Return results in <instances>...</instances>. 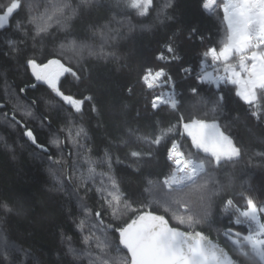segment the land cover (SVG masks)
I'll list each match as a JSON object with an SVG mask.
<instances>
[{
    "label": "trees",
    "instance_id": "trees-1",
    "mask_svg": "<svg viewBox=\"0 0 264 264\" xmlns=\"http://www.w3.org/2000/svg\"><path fill=\"white\" fill-rule=\"evenodd\" d=\"M154 2L157 10L147 17H139L123 3L116 6L115 0H98L69 21L67 29L54 26L42 39H33V30L26 23L25 7L14 15L9 26L0 30V103L6 105L0 109V205L6 203L11 209L6 212L0 207V264H87V258L75 259L68 252L69 243L77 249L84 248L77 228L82 215L78 197L93 211H102L105 223L114 228L123 226L129 217L136 215L129 212L122 219L112 220L102 208L95 186L84 185L79 171L73 172L72 163L77 157L69 155L72 146L67 141L62 148L51 143L54 136L64 137L61 128L68 124L69 112L58 106L62 102L47 85L38 83L32 76L27 67V60L31 58L38 63L58 58L72 66L80 80L65 75L61 79L62 90L81 98H93L74 120L77 125L82 123L88 134L82 154L95 159L110 152L113 174L133 207L144 204L145 211L162 214L172 226L186 231L187 227L178 226L170 213L156 204L148 206L144 199L148 179L162 180L171 171V165L164 146H149L138 138L152 136L160 128L175 124L179 112L167 107L154 112L150 107L151 94L142 85L141 76L147 68L163 67L170 72L178 96H183L179 111L186 119L212 122L214 117L210 103L193 106L191 88L203 89L202 94L211 100L222 95V107L215 114V120L242 154L234 162L211 167L215 184L210 183L209 187L217 189L211 201V215L195 230L223 244L242 264H250L246 257L231 251L233 246L225 233L229 228L235 229L236 214L231 209L226 212L224 203L231 198L243 207L245 198L251 197L258 205L264 204V120L251 117L248 106L235 95L232 85H221L218 90L215 86L200 85L194 78L202 53L210 46L219 47L223 39L222 12H205L202 0H171V6L158 16L159 5L164 0ZM8 3L9 0H0V7ZM29 3L34 12H40L46 0H24L25 6ZM125 16L128 19L121 24ZM109 29L113 30L110 35L115 39L102 41L100 32ZM72 39L97 49L103 43L105 51L112 55L100 59L89 56L85 50L80 57L60 48L61 43ZM168 44L175 48L174 55L179 59L157 60L161 52L172 55L166 52ZM186 67L193 70V76L181 71ZM34 84H37L35 88ZM93 104L96 111L92 110ZM28 106L32 116L24 115L23 108ZM14 109L16 119L21 121L19 125L9 122ZM25 127L33 131L37 143L47 152L24 135ZM177 139H182L184 151H195L189 139ZM133 150L150 151L152 155L138 160L130 155ZM48 156L52 159H46ZM53 160L60 163L53 164ZM50 168L65 169L59 174V181L50 173ZM240 230L246 232L247 226H241ZM113 238H118V233H113Z\"/></svg>",
    "mask_w": 264,
    "mask_h": 264
},
{
    "label": "snow or ice",
    "instance_id": "snow-or-ice-1",
    "mask_svg": "<svg viewBox=\"0 0 264 264\" xmlns=\"http://www.w3.org/2000/svg\"><path fill=\"white\" fill-rule=\"evenodd\" d=\"M115 2L116 6L123 3L139 17H147L151 11L157 10L154 0ZM95 3L98 0H76L75 3L73 0H46L43 11L34 12L31 3L25 6L24 0H9L6 6L0 7V30L9 26L14 15L27 7L26 23L33 30V39H42L54 26H59L61 30L67 29L69 21ZM170 6L171 0H164L159 5L157 15H163ZM201 7L210 14L221 11L225 31L219 47L210 46L202 53L199 71L195 72L194 78L198 84L215 86L218 90L221 85H232L235 95L248 106L251 117L264 120V0H202ZM127 19L125 16L120 23ZM17 26H21L19 21ZM112 31H101V40L115 39L110 35ZM60 48L80 57L85 50L89 56L100 59L112 55L105 51L103 43L97 49L88 43H78L75 39L61 43ZM165 48L172 55L165 56L161 52L157 60L171 62L179 59L174 55L175 48L171 44ZM27 67L37 82L47 85L59 98L62 104L58 106L69 112L68 124L61 128L64 137L54 136L51 143L62 148L67 141L72 146L69 155L77 157L72 163L73 172L79 171V179L84 185L95 186L101 206L112 220L122 219L129 212L136 213L123 226L114 228L112 224L105 223L102 211H93L78 197L82 215L77 228L82 234L84 248L77 249L69 243L68 252L75 259L87 258V264H240L229 251L195 230L211 215V201L217 191L215 187H209L210 183L215 184L211 167L234 162L242 154L241 149L229 135L221 131L220 123L215 120V114L222 107V95L211 100L202 94L203 89L191 88L189 92L193 106L196 103H210L214 117L212 122L199 118L186 119L183 112L179 111L183 96H178L170 72L163 67L155 70L147 68L141 76L142 85L151 94L150 107L154 112L164 107L179 112L175 124L160 128L152 136L138 138L149 146H164L167 161L171 165V171L162 180L148 179V186L144 189L147 196L144 199L148 206L156 204L170 213L178 226L187 227V231H182L180 227L170 226L164 215L145 211L144 204L139 208L133 207V202L126 197L113 174L110 152L106 151L102 158L95 159L82 154L85 149L83 141L88 134L83 124L77 125L74 120L82 114L85 103L93 98L66 94L61 85L65 75L79 81L77 71L58 58L49 59L47 63H38L35 58H31L27 60ZM181 71L186 76H193L190 67L182 68ZM156 89L160 91L156 92ZM196 97L199 99H194ZM92 110L96 111L94 104ZM15 111L9 122L19 125L21 121L16 119ZM23 112L26 116L33 115L30 106L24 107ZM24 135L43 152H47L43 145L37 143L31 129L25 127ZM177 137L189 139L191 149L195 151L182 150L183 145ZM130 155L139 160L152 153L133 150ZM46 159L51 160L52 157ZM117 162H120L119 157ZM59 163L60 160H53V164ZM81 164L86 165V168H82ZM49 171L59 181V174H63L65 169L50 168ZM245 199L243 207L231 198L225 201L224 210L227 212L231 209L236 214L235 229L229 228L225 235L233 246L231 251L246 257L250 264H264V204L258 205L251 197ZM0 207L6 212L11 211L6 203ZM245 225L247 231L243 232L240 228ZM113 233H118V238L114 239ZM5 250H8L7 245Z\"/></svg>",
    "mask_w": 264,
    "mask_h": 264
},
{
    "label": "water",
    "instance_id": "water-1",
    "mask_svg": "<svg viewBox=\"0 0 264 264\" xmlns=\"http://www.w3.org/2000/svg\"><path fill=\"white\" fill-rule=\"evenodd\" d=\"M38 83H41V82H38ZM34 85H35V87H36L37 84H34ZM35 87H33V88H35ZM0 106H2V107H0V109L6 107L5 104H1V103H0ZM153 213H154V214H157V215H162V214H158V213H155V212H153ZM165 218L168 219L166 216H165ZM169 223H170V222H169ZM170 226H172L171 223H170ZM173 227H174V226H173ZM181 230H182V231H186V230H183V229H181ZM196 231L202 232V231H200V230H196ZM202 233H203V232H202ZM203 234H204L208 239H210L213 243L218 244L220 247L225 248V250L228 251V249H227L223 244H221L220 242H218V241L212 239L211 237L207 236L205 233H203ZM125 251H126V250H125ZM229 254L232 255L230 252H229ZM233 258H234V257H233ZM234 259H235V258H234ZM240 264H242V263L240 262Z\"/></svg>",
    "mask_w": 264,
    "mask_h": 264
},
{
    "label": "rangeland",
    "instance_id": "rangeland-1",
    "mask_svg": "<svg viewBox=\"0 0 264 264\" xmlns=\"http://www.w3.org/2000/svg\"><path fill=\"white\" fill-rule=\"evenodd\" d=\"M179 140L182 143V139H179ZM182 145H183V143H182ZM182 150H184V149L182 148ZM262 216H264V214H262ZM253 227H255V226H253Z\"/></svg>",
    "mask_w": 264,
    "mask_h": 264
},
{
    "label": "built area",
    "instance_id": "built-area-1",
    "mask_svg": "<svg viewBox=\"0 0 264 264\" xmlns=\"http://www.w3.org/2000/svg\"><path fill=\"white\" fill-rule=\"evenodd\" d=\"M165 87H167V86H165ZM156 90H158V89H156Z\"/></svg>",
    "mask_w": 264,
    "mask_h": 264
}]
</instances>
